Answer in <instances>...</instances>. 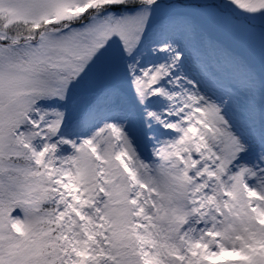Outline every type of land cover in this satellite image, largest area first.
I'll list each match as a JSON object with an SVG mask.
<instances>
[{"label": "snow or ice", "instance_id": "6c2138e0", "mask_svg": "<svg viewBox=\"0 0 264 264\" xmlns=\"http://www.w3.org/2000/svg\"><path fill=\"white\" fill-rule=\"evenodd\" d=\"M0 264H264V0H0Z\"/></svg>", "mask_w": 264, "mask_h": 264}]
</instances>
